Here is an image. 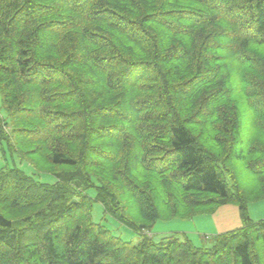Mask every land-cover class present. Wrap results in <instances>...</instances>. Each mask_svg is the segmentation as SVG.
<instances>
[{
    "label": "trees",
    "instance_id": "obj_1",
    "mask_svg": "<svg viewBox=\"0 0 264 264\" xmlns=\"http://www.w3.org/2000/svg\"><path fill=\"white\" fill-rule=\"evenodd\" d=\"M0 108V141L55 177L0 170V264H264V0H0ZM229 204L242 226L210 246L146 234Z\"/></svg>",
    "mask_w": 264,
    "mask_h": 264
},
{
    "label": "rangeland",
    "instance_id": "obj_2",
    "mask_svg": "<svg viewBox=\"0 0 264 264\" xmlns=\"http://www.w3.org/2000/svg\"><path fill=\"white\" fill-rule=\"evenodd\" d=\"M241 101H243L241 99ZM241 110H245L248 117L250 110L243 102ZM243 115L242 138L245 140L250 136L251 126ZM5 119V113L0 108V121ZM7 168H18L27 174H31L35 180L42 183L52 184L55 177L48 173H42L32 168L27 161L21 160L16 153H12L5 140L0 141V170ZM232 171L243 190L256 187L257 181L244 168L243 162L236 161L232 165ZM247 215L251 221L257 222L264 219V198L247 202ZM94 223L105 226L114 236L123 241L136 242L137 235L130 228L119 223L117 220L105 216L100 204L95 203L92 210ZM242 226L240 211L237 205L229 204L221 206L211 214H199L191 219L159 218L146 234L154 241L159 242L167 237L173 236L179 240L188 239L195 247L210 246L215 236L236 230Z\"/></svg>",
    "mask_w": 264,
    "mask_h": 264
}]
</instances>
